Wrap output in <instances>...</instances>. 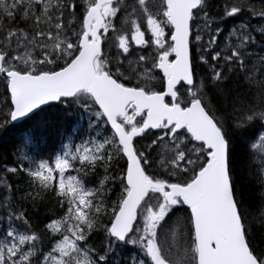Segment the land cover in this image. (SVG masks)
<instances>
[{"label": "snow or ice", "instance_id": "snow-or-ice-1", "mask_svg": "<svg viewBox=\"0 0 264 264\" xmlns=\"http://www.w3.org/2000/svg\"><path fill=\"white\" fill-rule=\"evenodd\" d=\"M53 108L58 151L0 153V264H264V0H0V133Z\"/></svg>", "mask_w": 264, "mask_h": 264}, {"label": "trees", "instance_id": "trees-1", "mask_svg": "<svg viewBox=\"0 0 264 264\" xmlns=\"http://www.w3.org/2000/svg\"><path fill=\"white\" fill-rule=\"evenodd\" d=\"M231 23V21H229ZM80 118L75 115H65L60 109H50L47 112L41 113L35 119L28 120L23 125H18L12 128L8 133H0V153L5 157L4 162L10 166H15L19 161L15 160L12 156L15 146L19 143L22 136L27 132H34L35 135L40 138L38 145H31L36 151L40 152L41 155H50L53 150H59L61 147L62 134L71 130ZM83 123V121H81ZM264 129H253L252 132L247 134H238L236 138V156L238 162L243 165L248 159L249 155V144L252 141V137L257 131H263ZM66 142V141H65ZM254 153L257 151L252 150ZM253 194H257L256 190L253 189ZM51 206L55 210V215L51 211L46 209ZM61 210L56 208L54 201H49V204L41 205L40 213L36 216L35 227L42 235H45L44 228L45 224L51 219L58 218ZM50 242L45 235V246L47 247Z\"/></svg>", "mask_w": 264, "mask_h": 264}, {"label": "bare ground", "instance_id": "bare-ground-1", "mask_svg": "<svg viewBox=\"0 0 264 264\" xmlns=\"http://www.w3.org/2000/svg\"><path fill=\"white\" fill-rule=\"evenodd\" d=\"M264 131V130H263ZM5 134V133H4ZM253 150H255V149H253ZM256 151V150H255Z\"/></svg>", "mask_w": 264, "mask_h": 264}]
</instances>
